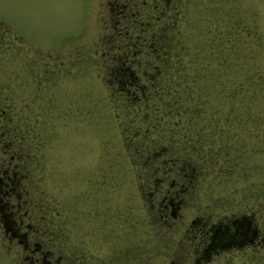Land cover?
I'll return each instance as SVG.
<instances>
[{
  "label": "rangeland",
  "instance_id": "374dc122",
  "mask_svg": "<svg viewBox=\"0 0 264 264\" xmlns=\"http://www.w3.org/2000/svg\"><path fill=\"white\" fill-rule=\"evenodd\" d=\"M101 1L0 0V129L5 135L2 129L7 125L17 134V144L23 141L28 184L35 198L62 217L63 222L53 228L66 251L111 256L123 252L127 264H169L174 241L183 237L184 227L158 230L146 198L139 196V188L149 183L141 150L155 147L148 139L142 143L145 122L152 115L145 112L143 100L127 103L106 82L104 23L108 22ZM176 4L167 35L169 68L161 72L167 73L168 87H175L169 90L171 95L176 90L182 93L174 81L183 83L181 75L187 78L189 86L184 89L198 101L189 104L203 107L201 122L180 124L181 131L200 129L192 158L208 164L197 181L195 199L183 209L192 215L208 205L228 213L236 204L250 205L264 230V123L254 122V112L260 113L264 101L244 107L237 100L226 109L219 98V60L208 56L207 42L219 25L229 39L245 40L251 30L264 42V0H177ZM254 50L255 45L246 52ZM257 59L264 65L263 53ZM155 76L152 81H159L158 71ZM8 117L11 122H4ZM158 139L166 146L162 137ZM6 145L7 141L0 145V156L19 163L13 144ZM87 193L95 195L101 211L111 206L119 212L120 204L125 205L121 236L112 234L104 244L102 237L91 236L87 220L73 219L75 198L80 195L82 202ZM2 235L0 223V264H23L21 246L10 245ZM134 246L136 252H128ZM255 264H264V250Z\"/></svg>",
  "mask_w": 264,
  "mask_h": 264
},
{
  "label": "flooded vegetation",
  "instance_id": "af4514ba",
  "mask_svg": "<svg viewBox=\"0 0 264 264\" xmlns=\"http://www.w3.org/2000/svg\"><path fill=\"white\" fill-rule=\"evenodd\" d=\"M176 1H101L108 22L104 23L109 60L106 82L127 103L145 102L151 98L149 90L155 82L152 80L157 74L156 62L163 48L161 43H165L161 35L167 31L165 37L169 36ZM152 56V60L149 59ZM154 69L156 73H153ZM7 119L11 122V117ZM2 130L14 132L5 124ZM146 132L147 129L142 135ZM138 135L137 132L134 134ZM4 138L0 129V145L6 141L9 144ZM150 143L155 146L154 151L147 149L141 154V165L146 167L149 183L139 188V196L141 200L146 198L152 225L159 227L158 230H174L178 224L184 227L183 237L174 241L169 264H255L256 256L264 250V230L256 221L257 210L250 205L236 204L234 210L222 213L217 206L204 205L199 212L189 215L183 208L195 199L197 181L208 164L194 162L191 150L182 156L180 150H167L158 139ZM11 159L0 156V223L4 228L3 239L7 237L10 245L14 242L21 246L23 264H127L123 252L111 256L108 253H84L78 249L66 251L53 228L57 222H63L62 217L35 198L27 172H22L19 163H13ZM94 196L87 193L82 202L80 195L75 198L77 217L73 216V219L87 220L92 229L91 236L102 237L106 244L112 234L121 236L124 232L121 227L126 219L125 205L120 204L119 212L111 210V206L101 211L97 209L100 204L95 203ZM6 249L9 252L7 246ZM137 249L129 247L128 252ZM238 255L241 261L234 263L233 259Z\"/></svg>",
  "mask_w": 264,
  "mask_h": 264
},
{
  "label": "trees",
  "instance_id": "16d2710c",
  "mask_svg": "<svg viewBox=\"0 0 264 264\" xmlns=\"http://www.w3.org/2000/svg\"><path fill=\"white\" fill-rule=\"evenodd\" d=\"M220 26L221 25H219V31L215 30L207 41L210 51L208 56L216 62L219 60V98L226 102V109L231 106L232 102L234 104L237 103V100H239L240 106L244 105V107H249L251 103L253 101L255 102L257 99H262L264 101V65H261L257 59L259 54H264V42L261 41L262 37L258 32H252L251 34V30H249L246 33L247 36H245V40L240 37L232 40V38L229 39L230 37L222 31ZM166 33L167 31H165V34ZM165 34L162 33L161 35L165 43H161L163 48L159 53V56H161L158 60L157 69L159 72V81H155L151 85L152 88L150 87L149 94L152 98L148 100L151 102V105L148 107V100L145 101L143 105L145 112H149L152 116L148 122H145V130L147 129V132L143 135L142 143L144 144L147 139L153 142L155 139L162 137L166 145L164 147L167 150H180V154L183 156L189 149L192 150L201 138H197L199 136L197 132H199L200 129H191L190 127L189 129L187 128L181 131V122L185 120L190 123V121L193 122L195 119L197 122H201L205 112H201L200 108L203 107L199 108L200 105L198 103L192 106L189 104L192 102L191 100H194V102L198 101L193 96L192 91L187 92L186 89H184L187 88L189 84L187 83V78L182 75L181 78L183 79V83L180 80L174 81L177 85V89H182V93L178 94L176 90L174 94L171 95L169 90L172 88H169L167 85V73H165V71L162 75L161 72L162 68L163 70L169 68L168 59L171 53L168 48V38L167 36L165 37ZM172 38L173 37H171V41L174 39ZM224 44H228L229 46H224ZM253 45H255V50L247 53V47ZM251 49L253 50L254 47H251ZM173 90H175V87H173L171 92ZM196 97L200 98V95ZM259 112L258 114L254 112V116H257L256 120L254 118V122L264 123V104ZM230 115L231 114L228 112L226 117H231ZM210 117H208L209 123L212 121ZM5 122L8 123V119H6ZM219 124L225 125L226 121L222 122L219 120ZM207 130L209 131L210 129ZM219 132H223L222 128H219ZM5 133L4 139L9 141L8 145L13 144V149H11L16 154L17 158L20 157V159H18L20 170L28 174V154L23 149V141H18L17 144L18 138L15 132L12 135H8V131H5ZM157 133L159 134L158 136L155 135ZM193 134L196 135V137H194Z\"/></svg>",
  "mask_w": 264,
  "mask_h": 264
}]
</instances>
